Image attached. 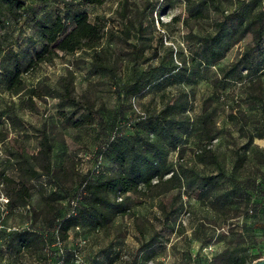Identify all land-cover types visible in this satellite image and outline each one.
<instances>
[{"label": "rangeland", "instance_id": "obj_1", "mask_svg": "<svg viewBox=\"0 0 264 264\" xmlns=\"http://www.w3.org/2000/svg\"><path fill=\"white\" fill-rule=\"evenodd\" d=\"M197 6L199 0H104L101 6L33 0L25 18L0 24V264H227L229 256L241 254L264 258V0H214L204 20L189 17ZM66 10L105 24L98 49L105 69L93 67L91 52L82 51L23 74L22 89L8 92L4 67L13 57L25 63L42 47L34 18ZM216 34L229 44L240 40L215 64L202 65L204 46L196 38ZM166 48L181 54L182 69L157 84L152 70ZM67 83L77 105L59 97ZM180 94L189 95L190 121L205 109L213 113L209 143L234 183L222 178L211 157H198L201 147L192 134L182 156L172 152L167 159L186 174L181 189L132 193L128 215L96 230H71L65 241L44 228L53 216H44L45 197L57 194L61 221L84 179L121 171L110 154L101 157L107 144L130 136L133 123ZM44 135L52 143L54 173L30 181L29 204L11 203L14 186L6 177L18 179L17 165L25 158L41 164ZM222 194L229 197L226 207L214 203ZM145 249H153L151 255Z\"/></svg>", "mask_w": 264, "mask_h": 264}, {"label": "trees", "instance_id": "obj_2", "mask_svg": "<svg viewBox=\"0 0 264 264\" xmlns=\"http://www.w3.org/2000/svg\"><path fill=\"white\" fill-rule=\"evenodd\" d=\"M30 1L33 0H0V24L8 25V19L11 18L16 20L25 18L27 16L26 5ZM85 2L97 6L104 4V0H85ZM199 3L201 7L197 6L189 10V17L194 20H204L209 17L207 7L214 3V0H199ZM173 20L177 22L179 18ZM158 22L164 26L160 18ZM105 28V24L100 21L92 22L86 12L80 11L66 10L63 14L35 17L34 29L43 40L42 47L35 50L25 63L13 57L11 66L4 67L3 75L8 92L17 94L22 89L23 74L39 68L42 64L53 63L63 56L74 55L82 51L91 52L92 66L98 70H104L106 63L98 49L106 36ZM249 29L248 26L245 31L248 32ZM259 37H261L260 34ZM196 39L200 46H204L202 54L205 55V59L202 65L215 64L223 58L225 52L230 50L232 44L240 40L236 38L229 44L227 39L220 34L210 38L197 37ZM178 57H182L180 53L174 52L173 48H166L159 65L152 70L153 81L159 84L174 74H178L182 69L178 63ZM141 87L140 82L134 84L136 91L141 90ZM63 89L64 92L59 94V97L67 101V104L77 105L78 102L71 97V84L67 83ZM179 98L181 99L174 103L168 102L160 112L141 117L133 123V133L130 136L116 137L107 144L101 157L110 154L112 161L121 168V171L99 180L84 179L80 184L79 196L69 203L72 204L71 213H67L61 221L59 220V208L55 205L59 197L55 192L45 197L44 216H53L47 219L44 228L55 230L57 237L65 241L71 230H79L81 226L96 230L109 225L118 216L128 215L131 211L126 201L132 193L140 190L152 191L158 187L161 188L160 193L181 189L186 185V174L182 167L180 170H175L172 165L168 164L167 159L172 152L181 155L182 147L192 134L197 136L196 143L201 147L198 157L202 161L205 157H211V161L216 165L222 178L234 183V176L224 172L210 146L214 139L209 128V123L213 121V113L205 109V113L192 122L187 114L190 104L189 95L180 94ZM51 150L52 143L49 137L44 135L39 157H37L41 164L37 167L35 163L25 158L18 162V179L6 177L7 181L14 186L12 194L9 195L11 203L29 204L30 181L45 175H53ZM228 200V195L222 194L216 196L214 203L217 204L216 206L226 207L229 205ZM27 244L28 242L22 241L23 247ZM148 249H145L147 256L151 255L150 251H153V249ZM260 258L255 254L229 256L227 264H253Z\"/></svg>", "mask_w": 264, "mask_h": 264}, {"label": "water", "instance_id": "obj_3", "mask_svg": "<svg viewBox=\"0 0 264 264\" xmlns=\"http://www.w3.org/2000/svg\"><path fill=\"white\" fill-rule=\"evenodd\" d=\"M253 264H264V258L256 260Z\"/></svg>", "mask_w": 264, "mask_h": 264}]
</instances>
